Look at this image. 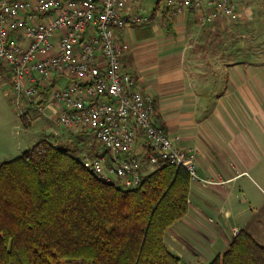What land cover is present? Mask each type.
<instances>
[{
    "label": "crops",
    "instance_id": "1",
    "mask_svg": "<svg viewBox=\"0 0 264 264\" xmlns=\"http://www.w3.org/2000/svg\"><path fill=\"white\" fill-rule=\"evenodd\" d=\"M236 1L242 17L200 27L195 10L170 0H130L125 12L144 20L116 29L129 46L125 70L153 96L157 123L195 149L199 175L216 182H191L189 211L166 232L181 264H209L234 228L264 243V3ZM23 113L34 124V104ZM44 121L51 123L44 136L55 139L53 120ZM60 138L99 150L91 133Z\"/></svg>",
    "mask_w": 264,
    "mask_h": 264
},
{
    "label": "built area",
    "instance_id": "2",
    "mask_svg": "<svg viewBox=\"0 0 264 264\" xmlns=\"http://www.w3.org/2000/svg\"><path fill=\"white\" fill-rule=\"evenodd\" d=\"M129 1L0 0L2 84L20 115L30 103L34 120H53L55 139L64 140L62 131L91 133L99 150L84 153V162L107 182L133 188L151 168L169 162L186 169L192 182L216 184L199 175L196 150L157 123L153 96L125 70L122 55L129 46L116 29L144 20L125 12ZM170 3L194 8L200 27L245 12L236 0Z\"/></svg>",
    "mask_w": 264,
    "mask_h": 264
},
{
    "label": "trees",
    "instance_id": "3",
    "mask_svg": "<svg viewBox=\"0 0 264 264\" xmlns=\"http://www.w3.org/2000/svg\"><path fill=\"white\" fill-rule=\"evenodd\" d=\"M88 151L44 136L0 163V264H181L166 232L189 211V172L168 162L123 189ZM209 264H264V243L241 229Z\"/></svg>",
    "mask_w": 264,
    "mask_h": 264
},
{
    "label": "rangeland",
    "instance_id": "4",
    "mask_svg": "<svg viewBox=\"0 0 264 264\" xmlns=\"http://www.w3.org/2000/svg\"><path fill=\"white\" fill-rule=\"evenodd\" d=\"M262 31L264 33V23ZM262 46L264 47V35ZM8 88L9 86L7 84L3 86L0 80V106L2 113V116H0V163L23 154L39 141L45 133L49 134V130H51V123L45 125L47 122L44 120H50L45 115H41L40 120H34V124L27 126L19 114L21 110H17L12 103V96L7 91ZM62 144L68 146L69 142H62ZM262 153V161L264 162V150Z\"/></svg>",
    "mask_w": 264,
    "mask_h": 264
}]
</instances>
